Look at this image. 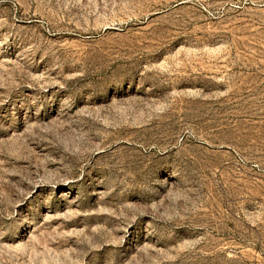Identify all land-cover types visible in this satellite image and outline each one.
I'll use <instances>...</instances> for the list:
<instances>
[{
  "label": "rangeland",
  "instance_id": "obj_1",
  "mask_svg": "<svg viewBox=\"0 0 264 264\" xmlns=\"http://www.w3.org/2000/svg\"><path fill=\"white\" fill-rule=\"evenodd\" d=\"M0 264H264V0H0Z\"/></svg>",
  "mask_w": 264,
  "mask_h": 264
}]
</instances>
